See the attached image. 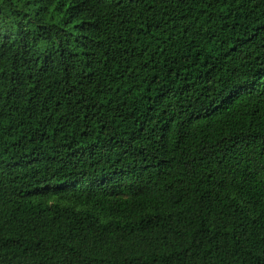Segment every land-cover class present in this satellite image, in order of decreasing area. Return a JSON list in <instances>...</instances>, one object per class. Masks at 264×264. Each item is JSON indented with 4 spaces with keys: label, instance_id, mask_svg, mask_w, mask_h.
<instances>
[{
    "label": "trees",
    "instance_id": "obj_1",
    "mask_svg": "<svg viewBox=\"0 0 264 264\" xmlns=\"http://www.w3.org/2000/svg\"><path fill=\"white\" fill-rule=\"evenodd\" d=\"M0 264H264V0H0Z\"/></svg>",
    "mask_w": 264,
    "mask_h": 264
}]
</instances>
